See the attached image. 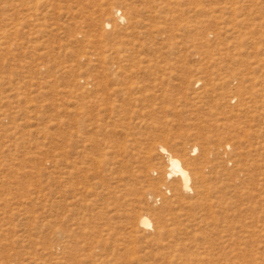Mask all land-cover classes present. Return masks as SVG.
Here are the masks:
<instances>
[{"label":"rangeland","instance_id":"374dc122","mask_svg":"<svg viewBox=\"0 0 264 264\" xmlns=\"http://www.w3.org/2000/svg\"><path fill=\"white\" fill-rule=\"evenodd\" d=\"M0 264H264V0H0Z\"/></svg>","mask_w":264,"mask_h":264},{"label":"bare ground","instance_id":"6f19581e","mask_svg":"<svg viewBox=\"0 0 264 264\" xmlns=\"http://www.w3.org/2000/svg\"><path fill=\"white\" fill-rule=\"evenodd\" d=\"M162 150L165 151L167 149L162 147ZM169 166L170 174L178 175L181 178V183L184 189H189L192 182V175L188 168L185 167L183 161L179 157L171 155L169 158ZM141 223L146 226L151 225L148 217H143Z\"/></svg>","mask_w":264,"mask_h":264}]
</instances>
